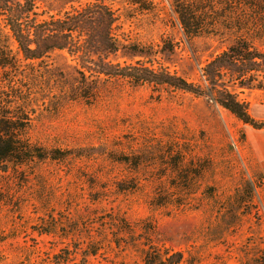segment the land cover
Wrapping results in <instances>:
<instances>
[{
  "label": "rangeland",
  "instance_id": "obj_1",
  "mask_svg": "<svg viewBox=\"0 0 264 264\" xmlns=\"http://www.w3.org/2000/svg\"><path fill=\"white\" fill-rule=\"evenodd\" d=\"M36 2L45 20L104 4L114 37L137 48L109 61L192 82L240 37L264 50L261 9L249 6L264 0ZM177 2L192 6L197 35L184 34ZM140 50L149 57H132ZM47 60L0 68V88L28 99L31 141L58 158L0 174V264H143L149 248L183 253L185 264H264L263 89L231 86L257 128L213 101L124 78L86 72L96 93L73 97L80 64Z\"/></svg>",
  "mask_w": 264,
  "mask_h": 264
},
{
  "label": "trees",
  "instance_id": "obj_2",
  "mask_svg": "<svg viewBox=\"0 0 264 264\" xmlns=\"http://www.w3.org/2000/svg\"><path fill=\"white\" fill-rule=\"evenodd\" d=\"M249 6L251 11L261 9V15L258 14L259 30L263 32L260 39L264 43V2L260 6L251 2ZM176 8L184 34L188 37L197 35L199 20L193 15L192 6L177 2ZM37 10L36 0H0V68L17 72L18 64H49L47 59L59 53V57L66 62L69 57L81 66V70L77 71L81 84L73 92V97L88 98L96 93L86 87L87 72L98 80L124 78L134 86L167 87L204 98L227 110L245 125L260 127L248 106L238 99L232 88L238 85L241 89L264 90V50L256 47L248 37L236 39L202 68L197 82H192L168 69H155L153 65L147 66L141 61L127 67L109 61V57L116 55L121 48H137H125L114 37L113 13L104 4H87L59 18L46 20ZM91 37H97V40L90 42L94 39ZM135 53L132 57H149V53L143 50ZM12 87L0 88V174L7 172L10 165L58 159L31 141L29 127L32 119L26 105L28 99L22 98L19 103L15 96L8 93L14 92ZM179 170H176L177 173ZM186 262L180 252L149 248L143 254V264Z\"/></svg>",
  "mask_w": 264,
  "mask_h": 264
}]
</instances>
